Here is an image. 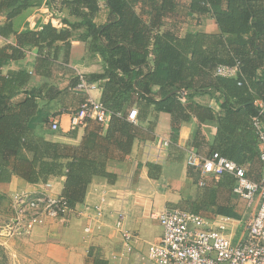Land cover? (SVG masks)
Here are the masks:
<instances>
[{
    "label": "trees",
    "instance_id": "trees-1",
    "mask_svg": "<svg viewBox=\"0 0 264 264\" xmlns=\"http://www.w3.org/2000/svg\"><path fill=\"white\" fill-rule=\"evenodd\" d=\"M43 2L0 0V15L5 18L0 37H14V43L0 49V184L13 176L30 184L65 176L62 197L75 210L85 202L95 178L116 181L117 175L108 171L107 164L131 153L139 135V127L128 119L133 108L141 123L155 113L170 114L174 144L181 123L193 118L200 123L214 121L217 131L209 156L219 153L243 168L262 162L255 120L264 124V0H47L46 6H58L71 19L62 20L63 28L49 22L18 33L15 20ZM181 8L192 25L209 18L217 31L197 29L179 34L167 28L165 20L177 16ZM78 31L103 67L102 73L83 79L100 82L101 102L111 119L105 128L88 121L84 138L75 145L49 141L46 135L58 132L50 128L56 115L51 113L52 103L75 96L72 91L81 82L77 77L60 88L53 80L61 58L68 63L71 41ZM32 50H36L34 70L21 67L4 73ZM220 66H238L237 76L216 75ZM35 76L49 82L33 85ZM182 90L189 92L185 103L177 95ZM202 93H212L222 101L220 110L198 104L195 97ZM199 127L194 140L202 131ZM76 131L68 136L76 137ZM148 168L151 177L161 175L160 165L148 164ZM224 183L233 191L236 179L225 173L211 187L202 188L203 201L191 211L215 217L205 214L216 207L218 188ZM215 213L232 216L221 207ZM92 263L109 264L100 258H92ZM0 264H7L2 246Z\"/></svg>",
    "mask_w": 264,
    "mask_h": 264
},
{
    "label": "crops",
    "instance_id": "crops-1",
    "mask_svg": "<svg viewBox=\"0 0 264 264\" xmlns=\"http://www.w3.org/2000/svg\"><path fill=\"white\" fill-rule=\"evenodd\" d=\"M46 1L15 20V30L18 33L27 28L36 29L49 22L57 28H63L62 20L71 19L68 13L59 10L58 6H55L57 9H50L45 5ZM208 19L206 18L207 22ZM4 20V16L0 15V24ZM211 21L209 28L203 29L207 32H216L217 27L214 21ZM81 35L82 31L74 33L68 63L64 64L61 58L55 68L53 80L60 88L67 87L70 81L77 77L83 78L103 72L101 60L92 51L89 41L82 40ZM9 43H14V37L9 40L0 37V49ZM35 60L36 50H32L24 60L7 66L4 73L21 67L34 70ZM44 82L49 80L39 76L33 78V85ZM90 84L94 87L90 92L91 96L101 101L100 82ZM73 93L76 96L74 101L75 96L70 95L66 99L60 98L52 103L51 113L56 114L52 118L59 121L60 129L55 135L47 134V140L77 145L84 138L86 125L73 129L71 118L87 93L77 88L72 91ZM195 100L198 104L209 106L216 111L220 110L222 102L215 99L212 93L199 94ZM147 122H151L153 128L149 129ZM147 122L135 123L139 127V135L133 143L131 153L121 161L108 162V171L117 175L114 183L104 178H95L89 187L85 202L64 219H48L45 224L35 227L30 233L21 229L17 236L0 239V246L4 248L7 256V264H93L92 258L106 260L109 264H152L141 262L140 258L148 253L150 245L159 243L164 235L163 227L156 218L157 214L164 209L177 207L191 211L203 201L201 196L203 187L198 184L199 175L187 165V156L190 151L209 156L210 144L216 135L217 127L214 121L200 123L193 118L189 122L181 123L178 143L174 144L173 120L170 114L155 113ZM200 125L202 131L194 140ZM74 130H77L76 137H69L68 133ZM163 140H169L171 144L166 150L159 151L157 145ZM148 164L160 165L161 175L151 177ZM244 168L251 180L264 179L263 162L258 161L252 167ZM65 180V176H51L46 182L30 184L18 176H13L8 183L0 184V225L15 218L12 206V197L15 194L45 193L58 197L63 193ZM103 196L107 201L104 206L105 215L98 218L93 208L99 204ZM216 203V207L205 215L220 216L221 214L215 213L217 207L231 212L240 224L231 236L236 242L246 222L258 210V199L253 206H249L224 183L218 188ZM119 210L127 213L125 227L133 234L130 254L125 252L124 238L115 229V216ZM87 228H90L91 232H86ZM90 252L93 253L92 258H89Z\"/></svg>",
    "mask_w": 264,
    "mask_h": 264
},
{
    "label": "built area",
    "instance_id": "built-area-1",
    "mask_svg": "<svg viewBox=\"0 0 264 264\" xmlns=\"http://www.w3.org/2000/svg\"><path fill=\"white\" fill-rule=\"evenodd\" d=\"M238 66H220L216 75L221 77H235ZM94 87L81 77L77 89L85 91L87 97L73 113L71 127L85 126L88 121H94L103 128L107 127L111 115L105 105L94 99L90 92ZM178 98L182 103L187 102L189 92L178 91ZM138 111L133 108L128 119L137 123ZM259 135L261 161L264 163V124L255 120ZM52 131L60 129L59 121L52 118ZM169 140L158 143L159 151L170 146ZM187 165L199 175V186L208 187L216 183L229 173L236 179L233 193L253 206L258 199L259 207L256 213L246 222L242 233L234 242L233 233L240 225L230 216L207 218L183 208H167L156 216L161 223L164 235L159 243L149 246L148 253L140 258L141 262L152 264H264V179L253 181L247 176L246 170L235 162L214 153L206 157L190 151ZM106 198L103 196L95 206L94 212L98 218L105 215ZM15 218L0 225V239H9L19 234V231L30 233L35 227L45 224L48 219H64L71 211L65 198L48 194L31 195L17 193L12 197ZM89 211V208H87ZM115 229L124 238L125 252L132 251L130 241L133 234L126 229L128 215L123 210L116 213ZM86 232H91L90 228Z\"/></svg>",
    "mask_w": 264,
    "mask_h": 264
},
{
    "label": "rangeland",
    "instance_id": "rangeland-1",
    "mask_svg": "<svg viewBox=\"0 0 264 264\" xmlns=\"http://www.w3.org/2000/svg\"><path fill=\"white\" fill-rule=\"evenodd\" d=\"M101 2L103 3V0H101ZM209 21L207 22L206 19H198L196 21V23H194L193 25L191 23H189V21H187L184 17V12H183V8L180 9L179 14L173 18H167L165 20V26L167 28H174L175 31L179 34H183L185 33L187 30H197V29H208L209 26L212 24L211 19H208ZM200 24V26H198ZM196 25V26H195ZM203 29V30H205ZM229 233H234V231H230Z\"/></svg>",
    "mask_w": 264,
    "mask_h": 264
}]
</instances>
